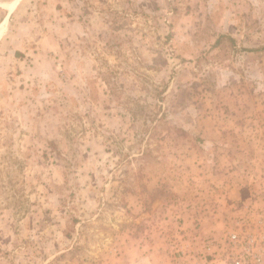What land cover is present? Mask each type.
I'll return each mask as SVG.
<instances>
[{"label": "rangeland", "instance_id": "374dc122", "mask_svg": "<svg viewBox=\"0 0 264 264\" xmlns=\"http://www.w3.org/2000/svg\"><path fill=\"white\" fill-rule=\"evenodd\" d=\"M231 233L264 236V0H0V264L251 261Z\"/></svg>", "mask_w": 264, "mask_h": 264}, {"label": "built area", "instance_id": "2783aa9c", "mask_svg": "<svg viewBox=\"0 0 264 264\" xmlns=\"http://www.w3.org/2000/svg\"><path fill=\"white\" fill-rule=\"evenodd\" d=\"M229 241L232 244H240L246 245V252L252 257L251 261H245L243 258L226 256L225 260L228 264H261V257L259 255H255L254 253H250L251 247L254 248L256 245H260L264 242V236L259 235L255 237L253 240H247L245 238H241L237 233H231L229 235ZM255 245V246H254Z\"/></svg>", "mask_w": 264, "mask_h": 264}, {"label": "crops", "instance_id": "0c3cea01", "mask_svg": "<svg viewBox=\"0 0 264 264\" xmlns=\"http://www.w3.org/2000/svg\"><path fill=\"white\" fill-rule=\"evenodd\" d=\"M12 4H13V3H12ZM4 6H7V5H1V7L7 9V8L4 7ZM11 6H12V5H11ZM231 193H232L233 196H237V193H238L237 188L233 189V190L231 191ZM225 208H226V207H225ZM227 209H228V207H227ZM229 210H230V209H229ZM229 210H228V211H229ZM181 218L183 219L184 224H185L186 227H190V226H192L193 219H192V217H190V215H186V214H184ZM206 220H207V219H206ZM211 222H212V220H211ZM208 223H209V222H208ZM212 223H214V221H213ZM209 224H210V223H209ZM186 252H188V251H186Z\"/></svg>", "mask_w": 264, "mask_h": 264}, {"label": "bare ground", "instance_id": "6f19581e", "mask_svg": "<svg viewBox=\"0 0 264 264\" xmlns=\"http://www.w3.org/2000/svg\"><path fill=\"white\" fill-rule=\"evenodd\" d=\"M11 5H13L12 3H10V4H7V7H11Z\"/></svg>", "mask_w": 264, "mask_h": 264}]
</instances>
